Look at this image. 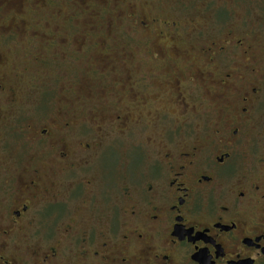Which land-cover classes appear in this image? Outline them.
<instances>
[{"label":"flooded vegetation","instance_id":"flooded-vegetation-1","mask_svg":"<svg viewBox=\"0 0 264 264\" xmlns=\"http://www.w3.org/2000/svg\"><path fill=\"white\" fill-rule=\"evenodd\" d=\"M120 1L80 5L123 19ZM143 1L140 29L178 46L118 60L108 40L123 25L48 26L51 76L70 32L102 30L78 52L107 55L93 78H124L75 101L62 89L40 124H22V76L0 70V264H264V0ZM6 28L3 45L43 34Z\"/></svg>","mask_w":264,"mask_h":264},{"label":"rangeland","instance_id":"rangeland-1","mask_svg":"<svg viewBox=\"0 0 264 264\" xmlns=\"http://www.w3.org/2000/svg\"><path fill=\"white\" fill-rule=\"evenodd\" d=\"M84 0H0V26H6V30H10L8 26H23L28 28V30H33L35 32H43L39 37H28L27 34L20 36L21 33H17L15 38H12L9 41H5L6 45L0 43V49L4 48L5 54L3 56V63L0 64V70L5 68L4 72L9 74L10 77L15 79V72L22 76V83L24 88V96L21 97L22 106L18 108V115L21 118L22 124L24 126H32L40 124L42 115L45 111L49 109V112L56 111V109L61 108V105H64L59 100L58 96L61 94V90L64 88H70V94H74V91L78 93L81 92L84 95L91 94L90 90H102V89H111L114 87V83L121 81L124 76L122 72H119V76L113 75L111 78L107 79H97L93 78L95 76L90 75V67L95 69L96 64L103 51L100 49L92 48L91 52H88L87 57L84 55L81 56L79 52H82V49L79 45H76L82 40L87 38L94 42H104L106 39L107 33L100 32L96 33L95 36H90L87 33L85 39L78 38L77 34H72L69 39L70 42L74 43L69 46L64 47L65 53L59 54V60H55L54 69L52 70L53 76H51L47 69V56L48 52L46 49L45 32L49 30L48 26L50 25H66V24H80V25H103V24H115L123 25V28H117V31L112 33V39L108 41H116L118 44H111L112 55L114 58H124L130 55V52L138 57L143 56L140 48L142 42L145 41H158L160 44H163L166 48L178 46L176 40L172 42L168 37L165 40H161L157 37L158 33L153 34L152 32L144 31L140 29L137 22V18L133 17V14L143 18L147 15L145 13L144 1L143 0H123L119 2V9L123 11L125 18L122 19V15L118 12H103L102 15L93 16L92 12H83L84 9L80 4ZM78 3V5L76 3ZM132 8H129V5ZM77 6V7H75ZM80 10L82 12H80ZM130 16L133 18H130ZM128 20V21H127ZM31 27V28H29ZM27 30V31H28ZM159 32V31H158ZM55 36L57 33H54ZM1 36L3 34H0ZM45 36V37H44ZM2 41L4 39H1ZM0 40V41H1ZM63 40V39H61ZM100 47V45H98ZM139 47V49H137ZM62 50V51H63ZM67 51L72 52L76 51L75 54L67 53ZM79 51V52H78ZM138 51V52H137ZM114 52V53H113ZM108 54V53H106ZM70 58L75 57L76 60H73L74 63L63 64V58L70 56ZM107 56V55H104ZM81 57V61L77 58ZM68 64V65H67ZM6 65V66H5ZM9 66V69L7 68ZM121 74V75H120ZM93 76V77H92ZM117 88H120L117 83ZM76 93V94H78ZM95 95V94H92ZM54 97L53 103H48V99ZM75 101L74 95L70 97ZM98 101V100H97ZM95 101L90 100L89 97L81 99L80 103H73V105L78 106L79 110L82 112L90 109V105ZM9 103V101H8ZM7 100H6V104ZM49 104V105H48ZM48 105V108H46ZM97 105V102L94 103ZM45 106V107H42ZM40 107H42L40 109ZM46 108V109H45ZM215 114V113H214ZM211 112L208 113V117L213 116ZM54 118L57 119V122L60 124L64 123V119H59L58 112H54ZM207 126V121L205 120ZM199 124V122H197ZM197 129L198 126H197Z\"/></svg>","mask_w":264,"mask_h":264}]
</instances>
